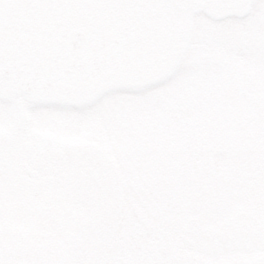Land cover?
Returning a JSON list of instances; mask_svg holds the SVG:
<instances>
[{"label":"rangeland","instance_id":"rangeland-1","mask_svg":"<svg viewBox=\"0 0 264 264\" xmlns=\"http://www.w3.org/2000/svg\"><path fill=\"white\" fill-rule=\"evenodd\" d=\"M202 2L145 13L136 57L68 99L19 107L0 86V264H165L147 226L204 161L245 238L203 262L264 264V0ZM220 108L214 137L243 147L226 157L197 144Z\"/></svg>","mask_w":264,"mask_h":264},{"label":"flooded vegetation","instance_id":"flooded-vegetation-1","mask_svg":"<svg viewBox=\"0 0 264 264\" xmlns=\"http://www.w3.org/2000/svg\"><path fill=\"white\" fill-rule=\"evenodd\" d=\"M202 0H0V86L17 106L68 99L136 57L138 25L156 10ZM37 160L44 169L46 154Z\"/></svg>","mask_w":264,"mask_h":264},{"label":"trees","instance_id":"trees-1","mask_svg":"<svg viewBox=\"0 0 264 264\" xmlns=\"http://www.w3.org/2000/svg\"><path fill=\"white\" fill-rule=\"evenodd\" d=\"M224 94L225 98L235 99L228 91ZM214 103H217L216 100ZM220 107L223 106L220 105ZM200 108L206 111L208 107ZM227 109L229 111L230 107ZM227 109L220 108L219 111H214V128L211 123L208 125L202 123L205 126L198 124V132L203 135L201 137L199 135L197 140L198 146L203 145L210 151L218 150L225 157L229 151L243 148L239 141L221 136L214 137V134L218 133L216 120L221 111H227ZM255 130L256 128H252L249 141L244 143L247 151L248 149L249 151L254 150V139L258 135H255L257 131ZM191 171L188 173L183 171L178 174V177H172V185L165 188L168 192L171 189L170 197L163 206L156 205L157 209L160 208L158 213L161 217V227L165 231L154 229L149 224L145 232L148 233L149 240L153 243L151 247L161 248L165 264H205L203 259L209 260L214 251L216 253L225 245L232 246L233 243H239L245 238L238 223L234 222L233 229L227 234L222 230V221L227 211L230 210L232 202L215 193L211 185L214 179L212 163L199 162L197 167ZM155 230H158L159 236ZM253 237L252 234L250 238ZM249 242L256 241L249 239Z\"/></svg>","mask_w":264,"mask_h":264}]
</instances>
